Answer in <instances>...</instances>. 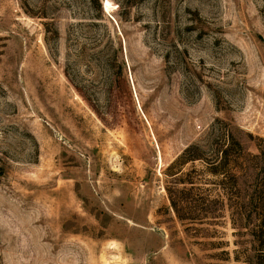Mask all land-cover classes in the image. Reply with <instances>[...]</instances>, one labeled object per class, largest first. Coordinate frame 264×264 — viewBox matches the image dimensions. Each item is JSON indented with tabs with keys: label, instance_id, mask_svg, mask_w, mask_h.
Returning <instances> with one entry per match:
<instances>
[{
	"label": "rangeland",
	"instance_id": "1",
	"mask_svg": "<svg viewBox=\"0 0 264 264\" xmlns=\"http://www.w3.org/2000/svg\"><path fill=\"white\" fill-rule=\"evenodd\" d=\"M224 124L264 151V0H0V264H235L165 192Z\"/></svg>",
	"mask_w": 264,
	"mask_h": 264
},
{
	"label": "trees",
	"instance_id": "2",
	"mask_svg": "<svg viewBox=\"0 0 264 264\" xmlns=\"http://www.w3.org/2000/svg\"><path fill=\"white\" fill-rule=\"evenodd\" d=\"M224 127V145L218 154L216 151L215 160L204 168L215 179V197L199 195L200 189L187 172L173 178L180 188H165L169 207L179 222L192 220L191 214L199 217L194 220L207 218L214 222L220 217L219 211L226 209L234 236L248 237L236 241L245 247L231 251L232 261L235 264H264V166H261L264 151L257 148V155L248 154L238 138L240 135H235L237 129L229 124ZM200 151L196 145L186 147L173 165L203 161ZM194 190L196 194L192 193Z\"/></svg>",
	"mask_w": 264,
	"mask_h": 264
}]
</instances>
